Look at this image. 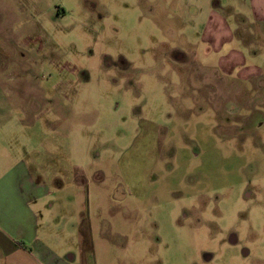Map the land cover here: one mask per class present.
<instances>
[{"label":"rangeland","instance_id":"1","mask_svg":"<svg viewBox=\"0 0 264 264\" xmlns=\"http://www.w3.org/2000/svg\"><path fill=\"white\" fill-rule=\"evenodd\" d=\"M18 163L63 189L31 206L61 264H264V25L248 0H0V178Z\"/></svg>","mask_w":264,"mask_h":264},{"label":"crops","instance_id":"2","mask_svg":"<svg viewBox=\"0 0 264 264\" xmlns=\"http://www.w3.org/2000/svg\"><path fill=\"white\" fill-rule=\"evenodd\" d=\"M248 3L251 18L264 25V0H248ZM236 54L238 55L237 52L230 51L227 57L230 58ZM257 55V51L253 52L252 64L256 65ZM222 62L223 58L219 60V65ZM255 65L244 67L241 64L240 68L244 71H241L239 75L245 73L249 79L250 72L257 73L258 71ZM228 66L231 67L230 69H238L237 62H231ZM62 192L63 189L59 187L47 190L36 185L21 163L12 167L0 178V256L2 264H61L35 240L38 221L31 206H37L41 202L46 204L53 196Z\"/></svg>","mask_w":264,"mask_h":264}]
</instances>
